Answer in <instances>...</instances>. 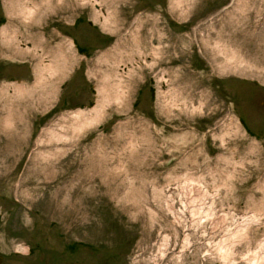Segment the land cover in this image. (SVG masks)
Here are the masks:
<instances>
[{
    "label": "rangeland",
    "instance_id": "1",
    "mask_svg": "<svg viewBox=\"0 0 264 264\" xmlns=\"http://www.w3.org/2000/svg\"><path fill=\"white\" fill-rule=\"evenodd\" d=\"M65 1L0 0V264H264V0Z\"/></svg>",
    "mask_w": 264,
    "mask_h": 264
},
{
    "label": "flooded vegetation",
    "instance_id": "2",
    "mask_svg": "<svg viewBox=\"0 0 264 264\" xmlns=\"http://www.w3.org/2000/svg\"><path fill=\"white\" fill-rule=\"evenodd\" d=\"M62 3V2H61ZM98 6V7H97ZM99 5V3H94V7L92 9H88L86 10L85 7L82 6L81 9H77L79 8V6H76L74 4L71 3L70 0H66L62 5L61 8L59 10H55L53 11L50 16H48V32H47V36H50L51 38V45L56 44V42L58 41L59 38L61 39H66L65 35L67 33H63L66 29H69V31H73L75 30V32H77L79 30V27L81 26V24L83 22L87 23V25L89 27H92L93 30H97V33L99 35H104L107 37L108 32H102L100 30V25L101 22H105L106 20V10L103 8L104 6ZM121 11H123V9H121ZM0 12L2 13V9H0ZM132 11H130L131 13ZM92 17H94L93 19L96 21H92ZM135 20V19H134ZM4 19L1 17L0 15V25L1 23H4ZM54 32V33H53ZM73 45H76L77 42L73 39H71ZM77 47V51L81 52L83 54V56L80 57V59H88V60H94V58H89L87 56V53L85 51L84 48H82L81 46H76ZM99 50V49H98ZM100 51V50H99ZM97 51V52H99ZM2 63L3 60H0V70L2 69ZM81 65V64H80ZM17 75H14L13 78L17 79ZM2 79V75H0V82ZM151 80V78H150ZM145 82H147V80H145ZM149 92H150V96L151 98H153V94H154V90L152 88L149 87ZM141 90L137 93H140ZM116 113V112H115ZM144 116H147V111L144 110L143 112ZM155 115V114H153ZM32 254V251H29V255ZM1 256V255H0ZM35 262V261H34ZM62 264H69L68 261L63 262Z\"/></svg>",
    "mask_w": 264,
    "mask_h": 264
},
{
    "label": "bare ground",
    "instance_id": "3",
    "mask_svg": "<svg viewBox=\"0 0 264 264\" xmlns=\"http://www.w3.org/2000/svg\"><path fill=\"white\" fill-rule=\"evenodd\" d=\"M97 7H98V6H97ZM103 20H105V19H103ZM105 88H106V87H105ZM11 101H12V100H11ZM12 103H13V102H12ZM11 107H12V105H11ZM7 115H8V112H7ZM11 115H13V112H12V114H10V116H11ZM15 115H17V114H15ZM5 116H6V115H5ZM7 117H8V116H7ZM11 118H12V117H11ZM6 119H7V118H5L4 120H6ZM8 120H9V119H8ZM16 121H17V120H16ZM7 122H8V121H7ZM9 122H10V121H9ZM9 122H8V123H9ZM6 125H7V124H6ZM15 125H16V124H15ZM3 126H4V125H3ZM8 126H10V124H9Z\"/></svg>",
    "mask_w": 264,
    "mask_h": 264
},
{
    "label": "water",
    "instance_id": "4",
    "mask_svg": "<svg viewBox=\"0 0 264 264\" xmlns=\"http://www.w3.org/2000/svg\"><path fill=\"white\" fill-rule=\"evenodd\" d=\"M2 258H1V256H0V260H1Z\"/></svg>",
    "mask_w": 264,
    "mask_h": 264
}]
</instances>
